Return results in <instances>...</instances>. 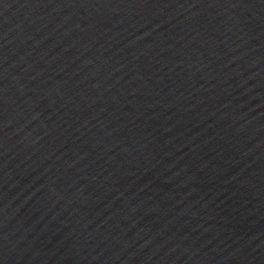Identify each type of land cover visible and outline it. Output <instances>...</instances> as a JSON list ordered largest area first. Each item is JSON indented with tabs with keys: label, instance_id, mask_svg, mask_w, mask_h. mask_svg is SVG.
<instances>
[{
	"label": "water",
	"instance_id": "water-1",
	"mask_svg": "<svg viewBox=\"0 0 264 264\" xmlns=\"http://www.w3.org/2000/svg\"><path fill=\"white\" fill-rule=\"evenodd\" d=\"M0 264H264V0H0Z\"/></svg>",
	"mask_w": 264,
	"mask_h": 264
}]
</instances>
